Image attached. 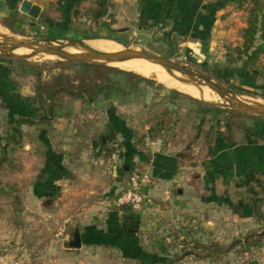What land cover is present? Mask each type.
I'll return each instance as SVG.
<instances>
[{"label":"rangeland","instance_id":"1","mask_svg":"<svg viewBox=\"0 0 264 264\" xmlns=\"http://www.w3.org/2000/svg\"><path fill=\"white\" fill-rule=\"evenodd\" d=\"M31 1L42 7L41 18L33 20L21 12L16 17L8 10L0 12V36L19 40L50 37L59 41H92L85 40L83 35H112L125 44L100 40L123 50L126 47L167 58L219 83L239 99L264 104L260 96L264 82L252 73L239 70L235 84L252 88L259 95L242 94L216 81L212 73L215 68L231 66L235 50L242 43L251 6L243 9L232 4L226 6L218 14V21L208 37L202 34L206 31L200 27L199 35L203 39H199L194 37L196 19L187 22L191 25L190 35L175 34L174 25L163 29L155 20L145 19L149 10L142 12L140 0H108L111 16L105 19L104 27L94 18L99 0L84 2L79 17L74 19L67 33L60 29L62 16L58 0ZM210 1L202 0V3ZM20 5H17L18 10ZM29 24H33L36 31L29 28ZM30 55L21 51L19 56ZM7 58L0 53V77L8 80L4 83L7 90L0 89L1 96L6 98L0 100V135L4 138L12 133L9 119L15 117L14 112L28 111L40 86L46 98L60 89L65 92L51 102L57 114L51 126L47 122L25 126L19 143L3 149L4 141L0 148V264L76 263L75 257L67 255L75 252L69 248L68 237L79 223L78 215L89 208L93 211L91 218L97 221L133 212L135 219L127 223L131 237L126 239L136 243L142 252L137 254L135 262L123 261L116 253L109 255L112 260L118 256L122 264H145L146 253L163 256L165 264H264V236L260 235L263 229L255 218L240 219L239 204L242 199L264 198V159L258 161L256 156L250 157V153L254 154L251 147L264 149V120L239 116L221 108L226 112L206 113L205 122H201L199 109L202 107L193 100L218 108L223 105L217 101L219 95L197 84L208 89L215 100L202 102L155 81L162 88L144 83L128 86V81L133 82L135 76L140 75L109 63L95 62L89 64L93 67L86 68L48 55L35 56L22 64H9ZM38 72L41 73L39 80ZM120 72L130 75L118 77ZM104 80H112L123 93H112L110 101H106L103 94L94 104L84 106L80 98H72L67 93L78 94L82 89L92 93ZM9 88L14 93H9ZM42 106L45 108L42 114H46L49 103ZM111 106L115 108L116 118L121 120L120 128L132 135L134 148L130 151L123 147L121 136L114 144L109 141L102 152L96 148L101 144ZM38 139L52 141L57 150L65 147L69 154L65 158L69 181L57 188L53 184L50 189L49 186L33 189L46 166L45 146ZM160 161L179 170L181 178L186 176L180 181L187 184L188 193L196 188L195 203L172 206L170 199L164 201L159 193H153L152 179L151 185L142 190L151 198L150 205L140 211L118 208L115 202L130 187V178L137 174L151 177L152 163L161 164ZM56 172L51 175L52 181L57 178L62 181L64 171ZM182 183L176 188L183 186ZM170 198H177L175 190ZM259 206L264 214V200ZM250 233L256 235L246 246L235 245L244 243Z\"/></svg>","mask_w":264,"mask_h":264},{"label":"trees","instance_id":"2","mask_svg":"<svg viewBox=\"0 0 264 264\" xmlns=\"http://www.w3.org/2000/svg\"><path fill=\"white\" fill-rule=\"evenodd\" d=\"M23 0H0V12H4L5 10H8L11 12V15L13 17H16L18 14H20V10L17 9V5L22 3ZM89 0H58L59 2V12L62 16V22L60 29L63 30L64 33H67V31L71 30L72 23L76 17H79L80 15V8L84 2H87ZM141 5L143 6L142 12H146V9L149 11L147 12L145 19H153L155 22L160 23L161 27L163 29L167 28L169 25H174L175 28L173 29V33L175 34H183L185 36L190 35V29L191 25L187 22H194V19H196V15L198 11L200 10V1L201 0H140ZM216 4H213L211 7L210 5L207 6L205 9L204 15L200 12V24L199 26L196 25L197 33H194V37H197L199 39H203L199 33L202 32L201 26L206 31L205 33L202 32L203 35L209 36L211 29L213 28L214 21H215V12L223 9L227 5H236L239 9H243L246 6H251V9L249 11V18H248V24L247 28L244 30L243 37H242V43L239 47L235 50V58H232L231 66H227L225 68H215L213 70V77L216 81L224 84L230 85L233 89L237 90L238 92L246 95H259V92H256L252 88L244 87V85H236L235 81L237 79V73L239 70H245L248 73H252L254 76H256L259 80H262L264 82V1L262 0H215ZM109 2L108 0H99V4L94 10V18L96 21L99 22L100 27H104L106 25L105 19L110 17L111 14L109 13ZM210 9V11H208ZM208 11V12H207ZM207 12V13H206ZM188 19V20H187ZM202 22V23H201ZM20 23L22 24L23 21L21 20ZM181 23H183L182 27L179 26ZM45 24L51 28L54 29L52 24H50L48 21H45ZM7 28H10L9 25H5ZM29 28L36 31V28L33 24L28 25ZM190 26V28H189ZM149 29V28H147ZM65 30V31H64ZM77 35V33H76ZM85 40H100L105 39L109 41L116 42L118 44H125L123 40L113 37L112 35L101 37L99 35H89L84 34ZM199 36V37H198ZM45 39H52V40H58V38H50L46 37ZM7 61L9 64L20 63L23 62L20 60H13L10 58H7ZM80 66L91 68L92 65L89 64H78ZM235 65V66H232ZM239 65V66H238ZM130 74L127 72H120L118 77H126ZM38 80L41 78V73L38 72L36 74ZM110 77V76H109ZM136 80V81H135ZM128 86H135L139 85L141 83L147 84L149 86H156L158 88H162L160 85L156 84L154 81L140 77L135 76L134 81L127 82ZM0 89L4 90V86ZM9 93H14L11 91V88ZM39 94L35 96V98L31 101V106L29 109H27V112H14L16 115L14 118L9 119V126L12 131L11 136L7 138H3L2 141L6 142V145L3 149H7L8 145H11L12 143H19L20 139L23 137V133L21 130V127L25 126H33L37 122H49L52 119L56 118V107L53 106L51 102H55L57 96L59 94H62L65 92V90H58L54 93H52L48 98L45 97V92L43 91V88L40 86L38 88ZM123 93V90H120V88L117 85L113 84L112 80L109 81H103V83L96 87V89L91 93L90 91H87L86 89H82L79 91L78 94H75L73 92H67L68 95L72 98H80L82 106L84 105H92L95 103V99L98 96H101L104 94L106 96V101H110V96L112 93ZM176 95L183 96L179 92L173 91ZM2 95V94H1ZM9 96H11L9 94ZM260 96L264 99V88L261 90ZM6 98H2V100ZM4 100V101H5ZM196 104L202 107V109H199V112L202 114L200 117L201 122H205V114L209 112H213L216 115H221L225 113L226 111L214 107L208 104H202L198 102L197 100H193ZM44 103H49V106L47 108V113L42 114V111L45 110V108L42 106ZM115 108L114 106H111L109 110L107 111V116L109 118L108 122H106L104 129H103V136L101 137L100 145H96V148L99 149V151H104L106 148L105 146L110 141L114 144L115 141H117L118 137L121 136L124 138L123 147L127 149V151H130L134 148L133 145V139L132 135L120 128L119 124L120 121L118 118H116ZM239 116L241 114H238ZM252 117V116H251ZM257 120H264L263 118L253 117ZM202 124L199 126V129L201 130ZM262 202V200L258 199L257 197L253 199V209L254 212H258L259 209V203ZM126 210V208H125ZM132 210H128V212H131ZM133 213V212H132ZM260 214V213H258ZM252 236H248L247 239L244 242V245L248 244L249 239H251ZM235 245H241L240 242ZM233 248V247H232Z\"/></svg>","mask_w":264,"mask_h":264},{"label":"crops","instance_id":"3","mask_svg":"<svg viewBox=\"0 0 264 264\" xmlns=\"http://www.w3.org/2000/svg\"><path fill=\"white\" fill-rule=\"evenodd\" d=\"M200 2L202 3V0ZM201 3L199 5L200 10L198 11L196 15V24L198 26L201 20L199 13L202 11L201 13L204 15V12L207 6L211 4L210 5L211 7L213 4H216V1L212 0L208 3H205V5L204 3H202L203 5ZM223 9H220L215 12L214 25H216L218 21V14L222 13ZM208 11H210V9H208ZM7 82L8 80H5V78L0 77V88L3 87L4 83L7 84ZM4 89L7 90V86L4 85ZM2 98L3 97L0 94V100H2ZM244 116H248V115H244ZM248 117H251V116H248ZM56 119L50 120L47 124L51 126V124H53V122ZM23 127H25V125ZM23 127L21 129L22 133H24ZM76 137L78 138L79 136H76ZM3 138L4 137L0 135V148L2 147L3 142H4L2 141ZM40 141L45 146L44 157L46 161V166L43 170V173H44V175H42L43 177L40 175L37 177V179L40 177L41 179L39 180L36 179L33 189H37V187H40V186H49V189H50L52 188L53 184L56 185V188H57L63 182L69 181V179H67V177H69L68 175L69 172L66 171V169L67 168L69 169V167H67L66 159H65L69 154L67 153L65 147H63V149L61 150H57L55 147V144L52 141L49 142V140H41V139L39 140V142ZM91 149H93V152H94V148L90 147V150ZM251 151L254 152V154L250 153L251 159H253V155L254 157L256 156V159L258 161L261 159H264V149L263 148H260L258 146L254 148L251 147ZM93 156L96 157V154H94ZM250 157L248 159H250ZM62 164L66 166L63 167L64 165ZM59 169L61 171L62 170L64 171L63 172L64 179H62L61 181L60 179L57 178L56 181L55 180L52 181L51 179L52 173L54 172L57 173L56 170H59ZM262 175H263L262 177H264V172ZM181 176L182 175L180 174L179 170L174 169L172 167L170 168L169 166L167 167L165 163L163 162L161 164L160 163L157 164L156 162L154 164L152 163L151 177L153 179V185H155L154 186L155 189L152 190L153 193L154 194L159 193L160 197L164 199V201L170 199L172 206H179V205L182 206L183 205V207H185L188 204L193 205L195 203L194 193H195L196 188L194 189V187H191V189H194L193 190L194 192L190 191L188 193L189 188L186 186L187 184L182 183L180 181L182 178L185 179L186 176L182 178ZM118 181L120 182L121 180H118ZM178 183H182L183 186H179V188H176ZM259 184L261 186L262 182ZM174 190L177 192V198L171 199L170 198L171 192ZM258 199L262 201L264 200V198H261L259 196H258ZM239 204H240V212H242L240 213L241 214L240 219H243V220H252L254 218L257 219V221L260 222L261 228L263 229L262 234L260 235L264 236V214L261 213L260 207L257 213L254 212V209L252 207L253 199L250 200V198L246 200L242 199L239 202ZM260 204L261 202L259 203V205ZM92 212H93L92 208L91 209L89 208V209H85L81 214L78 215L79 223L77 222V224L80 228L83 245L81 249L74 250L75 252L71 251L67 254L70 257L71 256L75 257L76 263L74 264H122L121 259L118 256L116 260L114 259L112 260L109 257V255H111L112 253H116L119 256H121V258H123V261L132 260L133 262H135L137 258V254L142 252L141 248H139V246L136 243H133V242L130 243L126 239V238L131 237L130 230L127 229L128 227L127 223L128 221L135 219L132 216L133 213H125V214H119V215L115 214L114 217H112L111 219L106 218L104 220L97 221V219L91 218L90 213ZM91 219L95 220L96 222L92 223L90 221ZM121 226H123L125 229H123ZM253 235H256V234L250 233L247 235V237L253 236ZM241 245L246 246L244 245L243 242H241ZM162 257L163 256L159 257L158 254H153V253L147 254L146 253L144 254L143 262H145V264H165L166 258H162Z\"/></svg>","mask_w":264,"mask_h":264},{"label":"water","instance_id":"4","mask_svg":"<svg viewBox=\"0 0 264 264\" xmlns=\"http://www.w3.org/2000/svg\"><path fill=\"white\" fill-rule=\"evenodd\" d=\"M19 10L22 14L29 16L33 20H39L43 12L41 6L34 4L30 0H23ZM89 42L90 41L81 40L59 41L45 38L37 40H19L2 35L0 36V53L10 59L20 61L30 60L31 58L38 55H48L53 56L63 62L79 64L145 60L161 66L171 74L178 73L182 76H185L189 82L208 87L210 90L219 95L224 100V102H226L227 106H220V108L227 109L237 114L264 119V106H254L248 103L244 104L230 90L224 88L219 83L202 75L190 72L188 69L175 64L167 58L146 52L130 50L126 47H124L125 49L122 51L113 53L97 51L88 44ZM70 47H80L83 53H68L66 48ZM17 49H28L32 50L33 52L30 56H19L12 52ZM68 245L69 248L73 250H79L82 248L83 241L78 224H75L73 234L68 237Z\"/></svg>","mask_w":264,"mask_h":264},{"label":"bare ground","instance_id":"5","mask_svg":"<svg viewBox=\"0 0 264 264\" xmlns=\"http://www.w3.org/2000/svg\"><path fill=\"white\" fill-rule=\"evenodd\" d=\"M88 44L93 49L97 51H102V52L113 53V52H119L123 50V49H120L117 45H113L103 40H92ZM21 51L27 52V55L28 53L32 54L33 52L32 50H28V49H17L12 52L16 55H20ZM66 51L72 54L73 53L75 54L83 53L80 47L66 48ZM109 64L115 68H119L121 70H126L129 72L136 73L144 78L153 80L159 84H162L168 88L174 89L181 93L191 95L194 98L202 102H209V101L215 100L210 94V92L208 91V89L197 86L196 84L192 82H189L185 76H182L178 73H173V76L166 75L164 73H168V74H171V73L167 72L164 68H162L161 66L157 64H154V63H151L145 60H130V61H123V62H113ZM179 76H181L182 78ZM239 100H241L242 103L244 104L248 103L254 106H264V104L261 101H257V100H250V99H244V98H241ZM217 101H219L223 106L224 105L227 106L226 102H224V100L220 96H219V100Z\"/></svg>","mask_w":264,"mask_h":264},{"label":"built area","instance_id":"6","mask_svg":"<svg viewBox=\"0 0 264 264\" xmlns=\"http://www.w3.org/2000/svg\"><path fill=\"white\" fill-rule=\"evenodd\" d=\"M152 183L149 175H134L130 178V187L122 192L117 200L118 208H131L134 211H140L143 207L152 203L151 198L146 196L142 190Z\"/></svg>","mask_w":264,"mask_h":264}]
</instances>
